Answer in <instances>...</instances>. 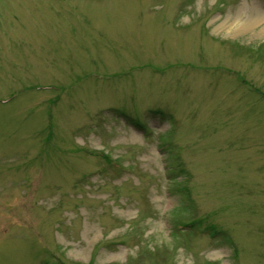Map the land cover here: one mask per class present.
<instances>
[{
	"label": "rangeland",
	"instance_id": "374dc122",
	"mask_svg": "<svg viewBox=\"0 0 264 264\" xmlns=\"http://www.w3.org/2000/svg\"><path fill=\"white\" fill-rule=\"evenodd\" d=\"M256 14L0 0V264H264Z\"/></svg>",
	"mask_w": 264,
	"mask_h": 264
},
{
	"label": "bare ground",
	"instance_id": "6f19581e",
	"mask_svg": "<svg viewBox=\"0 0 264 264\" xmlns=\"http://www.w3.org/2000/svg\"><path fill=\"white\" fill-rule=\"evenodd\" d=\"M263 21H264V15H260V14H256L255 16L253 17H250L248 16L246 21L241 25L239 26L240 28L238 29H246V28H251L252 26H254V24L256 23H262L263 24ZM230 23H231V19L228 18V19H225L222 23H220V30H225V29H228L230 27ZM262 31H264V25H263V29Z\"/></svg>",
	"mask_w": 264,
	"mask_h": 264
}]
</instances>
